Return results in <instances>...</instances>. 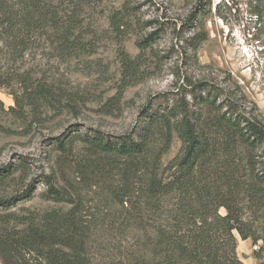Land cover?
<instances>
[{
	"label": "rangeland",
	"instance_id": "obj_1",
	"mask_svg": "<svg viewBox=\"0 0 264 264\" xmlns=\"http://www.w3.org/2000/svg\"><path fill=\"white\" fill-rule=\"evenodd\" d=\"M0 2L8 3L5 8L14 18L10 25L0 20V82H4L0 87V169L9 171L0 178V200L12 198V205L0 206V264L20 262L16 239L23 225L19 220L72 207L67 201L51 198L49 180L80 204V218L90 229L91 254L116 258L127 244L138 250V232L128 235L121 227L117 207L104 187L106 180L117 176L119 169L113 160L118 159L95 154L81 141L75 143L74 153L67 155L58 149V139L69 143L87 134L118 137L136 133L146 123L144 109L192 102L180 86L188 75L227 91L219 101L225 100L226 94L234 96L264 124V28L249 12L247 0H211V4L204 0L202 11L197 8L199 0H95L79 11L86 43L73 53L61 48L50 20L41 23L49 8L61 16L67 4L71 10L69 0H44L42 15L31 0ZM117 11L127 16L123 32L111 27V17ZM192 14L197 18L188 23ZM202 27L207 29L208 39L198 48L197 61L185 40ZM145 39L151 48L143 53L142 80L127 87L120 99V50L124 48L135 57L141 53L137 42ZM22 48L27 49L24 55ZM25 71L31 80L21 75ZM38 81L54 87L52 104L45 100L33 104L29 98L26 86L34 87ZM162 141V135L156 134L154 146ZM182 151V141L174 132L163 164ZM256 153L263 156L264 146ZM100 166L103 176L97 174ZM10 212L12 220H5ZM250 213L246 219L252 218ZM236 235L240 258L246 264H257L255 251L261 242L254 244L251 238ZM6 239L12 246L9 257L4 256Z\"/></svg>",
	"mask_w": 264,
	"mask_h": 264
},
{
	"label": "trees",
	"instance_id": "obj_2",
	"mask_svg": "<svg viewBox=\"0 0 264 264\" xmlns=\"http://www.w3.org/2000/svg\"><path fill=\"white\" fill-rule=\"evenodd\" d=\"M31 1L42 15L44 0ZM69 1L73 4L71 10L67 4L61 16L59 11L48 7L41 23L50 20L61 48L73 53L86 43L79 11L95 0ZM199 1L197 8L202 11L204 0ZM247 4L249 12L264 28V0H247ZM7 5L0 2L3 15L0 20L10 25L14 18L5 8ZM126 17L122 11L112 15L114 31L123 32ZM196 18L192 14L188 23ZM149 39L137 42L141 53L135 57L124 48L120 50V99L127 87L142 80L144 54L151 48ZM207 39L204 27L186 38L185 43L196 59L198 48ZM26 50L22 48L21 55ZM21 75L32 79L28 71ZM194 78L185 76L180 85L190 94L192 102L182 100L172 105L168 102L162 108L144 109L146 123L136 133L118 137L87 134L69 143L57 140L58 149L67 155L73 154L75 143L81 141L95 154L118 159L113 160L117 161L118 174L106 180L104 187L117 207L121 227L128 235L138 232V250L127 244L123 254L116 258L91 254L90 229L80 218V204L49 180L51 198L67 201L72 207L66 212L51 211L41 217L33 215L19 220L23 225L16 239L19 264H246L238 254L236 233L244 240L251 238L254 244L261 242L255 255L259 259L257 264H264V222H257L264 218V159H261L264 155L256 153L260 145L264 146V124L258 116L245 111L234 96L226 94L225 100L219 101L220 95L227 91L222 92L205 79ZM3 84L0 82V87ZM26 91L33 104L45 100L49 105L56 97L54 87L46 82L26 86ZM174 132L182 141L183 151L164 165L163 158ZM158 133L163 141L155 147ZM102 169L101 166L97 169L99 176H103ZM8 172L0 169V178ZM1 205H12V198L1 199ZM248 211L250 219L245 218ZM5 217L12 220V212ZM16 218L20 219L17 215ZM8 244L6 239L3 250L4 256L9 257L12 246Z\"/></svg>",
	"mask_w": 264,
	"mask_h": 264
},
{
	"label": "crops",
	"instance_id": "obj_3",
	"mask_svg": "<svg viewBox=\"0 0 264 264\" xmlns=\"http://www.w3.org/2000/svg\"><path fill=\"white\" fill-rule=\"evenodd\" d=\"M247 240V239H246Z\"/></svg>",
	"mask_w": 264,
	"mask_h": 264
}]
</instances>
